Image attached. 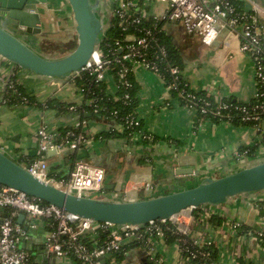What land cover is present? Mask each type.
Listing matches in <instances>:
<instances>
[{
	"label": "crops",
	"instance_id": "0c3cea01",
	"mask_svg": "<svg viewBox=\"0 0 264 264\" xmlns=\"http://www.w3.org/2000/svg\"><path fill=\"white\" fill-rule=\"evenodd\" d=\"M256 1L264 7V0ZM237 2L239 8L249 9L244 0ZM164 6L156 0L145 11L147 15L158 16ZM34 9L31 11L38 15L39 31L18 29L29 38L31 46L46 57L70 52L76 45L77 34L66 0H45L36 3ZM261 25L264 36V23ZM164 30L179 48L181 74L191 89L204 91L217 101L232 97L248 102L255 97L253 61L247 53L238 50L237 39L230 37L227 29L210 45L203 44L196 34H188L177 22L165 23ZM132 73L137 88L136 114L142 128L157 140L141 144L130 143L117 135L97 138L110 128L117 129L118 133L121 128L106 119L85 120L84 129L93 138L83 147L79 158L85 157L105 169L103 187L96 194L112 200H137L189 186L206 177L216 178L264 159V122L257 126H237L227 121L203 119L195 124L196 109L182 105L159 74L139 62L132 65ZM8 76H13L37 104H7L5 80ZM72 76L56 79L39 76L0 56V148L3 152L22 165L27 164L37 156L36 130L41 124L62 135V129L79 123L82 115L88 116L76 110L83 105L84 97ZM105 83L114 93L115 80L111 73ZM49 99L75 108L44 106ZM253 145L252 156L240 154L241 148ZM71 151L52 152L47 158L50 168H56L60 177H66L71 170L73 161L66 158ZM185 210L173 215L170 222L198 244L206 241L213 244L217 250L216 264H264V215L261 214L264 190L236 195L223 204L203 205L188 213ZM6 212L0 208V219ZM19 224L26 231L20 247L37 264H79L74 259L57 258L46 252L45 221L32 225L25 215ZM147 258L159 264H195L182 254L178 242L168 244L164 237L156 236L128 249L119 262L141 264ZM102 262L114 264L110 257L103 258Z\"/></svg>",
	"mask_w": 264,
	"mask_h": 264
},
{
	"label": "built area",
	"instance_id": "2783aa9c",
	"mask_svg": "<svg viewBox=\"0 0 264 264\" xmlns=\"http://www.w3.org/2000/svg\"><path fill=\"white\" fill-rule=\"evenodd\" d=\"M154 1L156 0H106L111 12L110 20L112 16L122 31L131 28L139 29L140 35L127 33L123 42L116 40L111 52L113 58L105 57L98 45L84 68L74 75L86 72L93 76L95 81H106L114 61L120 65L117 71L119 80L128 88L131 83L127 75L132 72V65L139 62L163 79L158 64L165 58L166 49L163 45L153 44L154 29H157V24L141 25L145 18L153 19L155 22L161 21L162 26L157 29L158 31L164 29L167 22H177L188 34H196L205 45H210L222 30L227 29L229 36L237 39L238 50L251 57L255 69L256 85L264 82V36L260 30L261 24L264 23V7L256 0H244L249 5L248 10L239 8L233 0H158L164 3V11L158 16L147 15L146 6ZM227 41L225 40L226 43ZM114 50H117L119 55H116ZM1 59L7 61L3 57ZM168 71L173 82L165 85L168 89L176 88L177 80L182 77L181 69L176 65H171ZM5 86L17 93L15 81L6 79ZM115 86H117L116 83ZM258 95L264 96L258 93L256 88L255 97ZM128 97L129 93L124 92V99ZM22 100L21 103L28 104L26 97H22ZM222 107L226 105H219V108ZM241 109L246 111L245 107ZM93 111L97 112V109ZM252 111L251 114L246 112L244 119L263 123L264 119L259 116V113L264 112L263 102L253 105ZM199 112L204 114L207 109L201 106ZM139 120L137 115H125L122 117L121 129L139 126V130L132 139L146 138L152 141V135L141 129ZM86 124L85 120L80 121L66 130L63 135H59L45 123L41 124L36 130L39 157L23 166L40 180L76 195L87 196L100 192L105 179V169L88 159H74L66 178L57 179L50 175V164L47 159L50 150L56 153L65 150L78 151L91 143L93 137L85 131ZM0 208L7 211L0 219V264H37L30 253L20 247L22 239L26 237L25 229L16 221L20 213H24L32 225L37 221L49 220L52 229L48 230L44 238L46 252L57 258L74 259L79 264H103L102 259L108 257L113 260L114 264H120L113 256L116 251L141 233H145L149 239L155 236L163 238L166 231L170 230L168 220L170 221L173 217L151 220L142 227L138 225L116 226L107 222L77 217L55 205L43 203L35 197L1 183ZM100 229L107 232V238L103 243L90 247L83 240L84 236L91 235ZM176 231L185 235L179 227H176ZM181 241L184 244L187 242L185 239ZM193 243L196 245L210 244L209 241L203 244L195 241ZM183 250L184 248H181V252ZM190 255L191 258L196 256L194 253Z\"/></svg>",
	"mask_w": 264,
	"mask_h": 264
},
{
	"label": "water",
	"instance_id": "95a60500",
	"mask_svg": "<svg viewBox=\"0 0 264 264\" xmlns=\"http://www.w3.org/2000/svg\"><path fill=\"white\" fill-rule=\"evenodd\" d=\"M42 1L45 0H0V56L39 76L68 78L88 63L108 28L110 16L102 10L100 0H66L75 23L76 45L65 55L46 57L20 32L39 31L36 26L38 15L31 10ZM78 151L81 155L83 148ZM52 152L55 151L50 150L49 154ZM0 183L77 217L116 226L142 227L151 220L170 218L185 209L219 205L233 196L264 190V159L216 178L206 177L198 183L176 187L167 193L125 201L98 194L79 196L44 182L0 148ZM24 216V213L18 215L19 223Z\"/></svg>",
	"mask_w": 264,
	"mask_h": 264
},
{
	"label": "trees",
	"instance_id": "16d2710c",
	"mask_svg": "<svg viewBox=\"0 0 264 264\" xmlns=\"http://www.w3.org/2000/svg\"><path fill=\"white\" fill-rule=\"evenodd\" d=\"M234 3L238 6L237 0H233ZM102 10L105 11L110 15V9L108 3L105 1L101 3ZM239 7V6H238ZM157 24V29L161 28L162 22L161 21H154L153 19H145L143 18V21L141 25L144 26H153V24ZM140 28V27H138ZM155 30L154 33V42L153 44H160L163 45L166 49V55L165 58L159 62V70L160 73L165 81V84L168 85L172 83V76L170 75V72L168 71V68L171 65H176L181 69V57L178 46L173 43L170 38L165 33L164 29H161L158 31ZM127 33H132L135 36L140 35L139 29L131 28L126 31H122L117 25L116 21L112 18L110 23L108 25V28L103 33L101 42L99 44L100 49L104 53V56L107 58H113L111 52L114 49L113 43L116 40H119L123 42L124 38L126 37ZM116 55H119V52L117 50H114ZM120 69V65L112 62V68H111V74L115 80V83L117 86H115L114 93H111L108 90L107 84L105 81H95L93 76L86 72H81L79 75H73L72 81L74 82L75 86L79 88V92L82 93L84 97L83 105L81 107H77L76 110L82 111L81 113H86L88 116L83 117L82 120H92V119H106L108 121H114L116 125L120 126L122 124V117L128 114L137 115L136 114V83L133 77V73L130 72L127 75L128 80L131 83V86L126 88L124 85H122L121 80H119L117 76V71ZM7 80L15 81V78L13 76H8ZM257 86L258 93H262L264 95V82L260 83ZM15 89L17 93L13 92V89L6 86V93H5V102L9 105H13L16 103H21L22 97H26L28 99V104H37V102L34 101L33 98L30 97L29 94H27L23 88L18 85V83L15 81ZM129 93V97L124 99V92ZM170 93L177 97L180 103L184 106L188 107H195L196 108V114L197 118L195 121V124L198 123V121H201L203 119H211L213 122H221V121H227L232 123L233 125H251V126H257L259 125L258 121H252V120H245L244 116L246 115V112L248 114L253 113L252 106L262 103L264 104V96L258 95L257 97H254L252 100L248 102L238 101L232 97L229 98H221L219 101L215 100L214 98H211L209 95H207L204 91H195L190 88L189 84L181 78L177 80V87L176 88H169ZM54 100H47L43 104L44 106L48 107H69L71 104L62 103V102H56L54 103ZM224 104L226 107L219 108V105ZM201 106H204L207 109V112L204 114H201L199 112V109ZM241 107H245L246 111H243ZM75 108V107H74ZM72 108V109H74ZM97 109V112H94V109ZM259 116L264 119V112L259 113ZM140 121V127L142 128V122ZM261 124V123H260ZM69 128L62 129L61 134L63 135L66 130ZM115 128H110L109 131L100 133V135H97V138L104 139L105 136L110 135H117L122 136L127 139L130 143H141V144H151L156 142L157 138L152 135V141H148L146 138H139L138 140H133V136L135 133L139 130V126H135L132 128H125L120 129V133L116 131ZM144 130V129H143ZM144 132H146L144 130ZM148 133V132H146ZM109 134V135H108ZM262 141H264V134L262 137ZM255 145L251 147H244L240 149V154L244 155H253ZM47 154V158H48ZM39 155L33 159H37ZM67 159H74L79 158V154L77 151H71L66 154ZM83 159H86L85 157H80ZM50 175L60 179V178H66V177H60L58 172L56 171V168L51 167L50 168ZM254 193V192H253ZM46 203V202H43ZM261 214L264 215V211L261 210ZM213 219V217H212ZM50 221H45V227L47 230H51L52 227L50 225ZM168 225L170 226V230L166 231L164 235L165 242L170 244L173 242H178L180 247L184 250L182 251V254L189 258L191 253L196 254L195 257L189 258L191 262H194L195 264H211L216 263L217 258V250L214 247L213 244H204V245H196L193 243V240H191L186 235H183L182 233L176 231V226L171 223L168 220ZM243 228L242 226H239V229ZM145 233H141L136 238L131 239L128 243H126L123 247H121L118 251H116L113 256L117 261L122 259L127 252L128 249L135 247L137 245L144 244L146 241ZM107 238V232L102 231L101 229L96 231L95 233H92L91 235L86 234L83 238V240L90 246L94 247L97 244H101L105 241ZM181 239H185L187 242L184 244L182 243ZM189 256V257H188ZM141 264H159L158 262L154 261L153 259H145Z\"/></svg>",
	"mask_w": 264,
	"mask_h": 264
},
{
	"label": "rangeland",
	"instance_id": "374dc122",
	"mask_svg": "<svg viewBox=\"0 0 264 264\" xmlns=\"http://www.w3.org/2000/svg\"><path fill=\"white\" fill-rule=\"evenodd\" d=\"M193 210H194V209H193ZM189 211H191V210H190V209H186V210H185V212H187V213H188ZM185 212H184V213H185ZM182 214H183V213H182ZM181 217H183V216H181Z\"/></svg>",
	"mask_w": 264,
	"mask_h": 264
},
{
	"label": "flooded vegetation",
	"instance_id": "af4514ba",
	"mask_svg": "<svg viewBox=\"0 0 264 264\" xmlns=\"http://www.w3.org/2000/svg\"><path fill=\"white\" fill-rule=\"evenodd\" d=\"M100 1H101V3H102V1L105 2L106 0H100Z\"/></svg>",
	"mask_w": 264,
	"mask_h": 264
}]
</instances>
